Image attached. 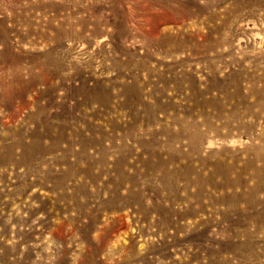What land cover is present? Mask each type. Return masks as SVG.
Returning <instances> with one entry per match:
<instances>
[{"label":"rangeland","instance_id":"374dc122","mask_svg":"<svg viewBox=\"0 0 264 264\" xmlns=\"http://www.w3.org/2000/svg\"><path fill=\"white\" fill-rule=\"evenodd\" d=\"M263 169L264 0H0V264H264Z\"/></svg>","mask_w":264,"mask_h":264},{"label":"bare ground","instance_id":"6f19581e","mask_svg":"<svg viewBox=\"0 0 264 264\" xmlns=\"http://www.w3.org/2000/svg\"><path fill=\"white\" fill-rule=\"evenodd\" d=\"M84 24H85V21L83 22ZM162 42V41H161ZM163 42H165V41H163ZM218 42V41H217ZM216 46V45H215ZM193 48H196L194 45L192 46ZM44 69L46 68V66L45 65H43L42 66ZM25 89H27V87L25 88ZM25 91V90H24ZM137 93H138V95H139V93H141V91L140 90H138L137 89ZM23 94V93H22ZM18 96V94H16L15 95V97H17ZM18 98V97H17ZM196 129H197V126H196ZM231 160H233V159H231ZM253 163L254 162H248V165L249 166H251V165H253ZM236 161H234L233 163H229L228 165H226L225 164V162L224 161H220L218 164H216V168H215V174H220L222 177H223V179H224V186H228V187H232V188H235V187H238L239 185H242L243 184V181H241L242 179L241 178H239V177H237L238 179H235V180H232L231 179V177H230V174L232 173V172H235V170H236ZM245 167H246V165H245ZM248 167V166H247ZM262 171H264V169L262 170ZM253 190H255V188L253 189ZM256 190H258V189H256ZM256 192V191H255ZM140 194V193H139ZM251 194V193H250ZM141 197V196H140ZM235 197V196H234ZM237 197V199L239 200V198H238V195L236 196ZM240 198H242V196L240 197ZM142 199V198H141ZM141 201V200H140ZM136 202V201H135ZM132 204V203H131ZM125 205V207L127 206L126 204H124ZM141 206H142V204H141ZM141 208H143V207H141ZM148 208V207H147ZM148 211L150 210V208H148L147 209ZM141 211V210H140ZM147 211V212H148Z\"/></svg>","mask_w":264,"mask_h":264}]
</instances>
